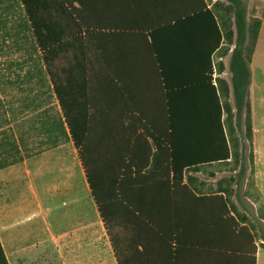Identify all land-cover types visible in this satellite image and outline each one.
I'll use <instances>...</instances> for the list:
<instances>
[{
    "label": "crops",
    "instance_id": "crops-1",
    "mask_svg": "<svg viewBox=\"0 0 264 264\" xmlns=\"http://www.w3.org/2000/svg\"><path fill=\"white\" fill-rule=\"evenodd\" d=\"M250 1L251 9L245 0L243 3L261 21L249 64L251 71L264 25V17L260 16L264 0ZM219 2L228 4L226 0H69L74 21L67 26L63 21V27L66 31L68 27L74 29L71 37L76 41L68 51H62L59 74L63 102L60 105L53 92L50 104H45L44 112L37 115L44 121V134L37 135L38 140L29 145L27 154H22L15 132L7 136L12 154L11 163L0 168V244L8 264H119L86 179L80 152L70 139L66 124L57 129V123L68 119L88 123L83 156L95 175L124 168L129 171L127 183L135 177L141 180L145 171L153 169L154 155L158 153L152 137L161 143L155 169L167 168L163 142L169 134L168 105L173 108L175 136H191L192 133L181 131V125L217 118L205 75L212 70L211 85L218 87L217 80L221 79L232 90L229 63L235 44L229 46L225 39L222 10L216 6ZM215 24L221 41L213 51L218 40ZM232 30L235 42V29ZM255 86L251 71L248 91L256 158L252 184L259 201L264 202V155L260 156L262 144L257 139L263 130L256 122ZM228 102L235 112L232 92ZM220 104H224L222 98ZM226 117L223 110V122ZM54 123L56 126L48 132L47 127ZM230 160L199 168H223ZM135 170L138 176L132 173ZM189 174L190 182L198 183L192 172ZM215 176H201L200 181L211 185ZM183 181L188 183L186 177ZM189 187L196 196L200 195L190 183ZM227 190L220 194L231 208ZM214 194L217 193L204 196ZM187 195L179 190L178 198L189 217L195 208L191 206L192 199L183 197ZM235 204L239 206L237 201ZM248 204L253 210L257 208L255 202L248 200ZM200 210L206 217L212 203ZM20 213L23 218L18 217ZM243 213L246 219H252L245 210ZM108 221L118 236V251L125 258L124 264H146L154 257L155 264H173L171 260L164 261V256L169 258L173 251V234L165 227L151 233L142 221L127 213H112ZM247 222L240 223L255 235ZM194 239L191 229L181 235L187 245ZM256 239L255 236L259 264V242L263 240ZM141 246L150 255L139 256ZM183 264H189V260Z\"/></svg>",
    "mask_w": 264,
    "mask_h": 264
},
{
    "label": "trees",
    "instance_id": "trees-1",
    "mask_svg": "<svg viewBox=\"0 0 264 264\" xmlns=\"http://www.w3.org/2000/svg\"><path fill=\"white\" fill-rule=\"evenodd\" d=\"M16 1L24 12V21L33 33L35 43L42 56L45 72L61 105L63 89H61L59 74L60 55L63 50L68 51L76 41L71 37L73 36L71 34H74V29L68 27L66 31L63 27V21L66 26L74 21V13L70 8L71 3L69 0ZM226 1L227 5L219 2L216 6L222 10V28L225 31L224 36L227 44L229 46L235 44L229 63V70L232 74V90L230 91L228 84L221 79L217 80L219 88L212 86V70L205 75L204 81L215 102L217 118L215 121L209 117L207 122H187L185 125H181V128H184L181 131L192 133L191 136H175L176 128L171 113L173 108L168 105L170 109L167 123L169 134L163 142L167 154V168L159 171L155 169V160L161 154V143L159 139L152 137L158 153L154 155L153 169L145 171L141 180L135 177L130 184L127 183L129 171L124 168L100 171L98 175H95L87 167L83 156L88 123L68 119L64 123L58 122L57 126L54 123L47 127V131L51 132L54 126L60 129L61 125L66 124L70 139L80 152L85 166L86 179L112 246L116 251L119 264H124L125 258H121L119 255L118 236L109 225L108 217L112 213L133 215L154 234L161 232L163 227L168 229L173 234L171 238L173 251L169 258L164 256L165 262L171 260L173 264H183L189 260V264H256L255 235L240 223L245 221L246 217L240 218L235 213L234 207H231L232 209L228 207V200L220 192L209 197L196 196L189 187L190 178L187 179L188 183L183 181L187 172H197L199 166L226 162L231 158L232 146L228 135V125L234 120L236 124L241 122V113L244 107L246 109V135L247 137L252 136V116L248 91L251 80L249 64L258 39L261 21L249 15L243 0ZM3 2L4 0H0V4ZM208 13L212 16L210 12ZM213 20H215L214 17ZM233 28L236 34L235 42L232 40ZM215 29L218 32V40L213 51L218 48L221 41V34L216 24ZM63 38L66 39L64 43ZM228 50L229 48L226 49L225 54ZM231 92L235 112L232 111V106L228 102ZM220 98L224 100L223 105L220 104ZM223 110L227 114L224 122L222 121ZM198 133H204V136H194ZM199 147H204V149L200 151ZM132 173L138 176L136 170ZM179 190L188 194L183 196L185 199H192L190 203L195 211L189 217L183 211V205L178 198ZM206 203H212V210L204 217L200 209ZM233 211L235 215H232ZM187 229H191L196 235V239L188 241V245L181 240V235ZM141 248L143 251L138 252L139 256L149 254L144 246ZM152 253L156 252L152 251ZM127 260L133 261L130 258ZM155 263V257L146 262V264ZM0 264H8L1 244Z\"/></svg>",
    "mask_w": 264,
    "mask_h": 264
},
{
    "label": "rangeland",
    "instance_id": "rangeland-1",
    "mask_svg": "<svg viewBox=\"0 0 264 264\" xmlns=\"http://www.w3.org/2000/svg\"><path fill=\"white\" fill-rule=\"evenodd\" d=\"M245 3L249 4L250 9L252 8L250 0H245ZM250 9L248 8L249 15L253 16ZM260 16L264 17V9L261 10ZM24 20V12L16 0H4L0 4V168L11 163L12 151L7 140L9 134L15 132L19 136L22 154H27L31 143L35 144L39 138L37 135L44 134V121L37 115L43 113L45 104H50L54 98L41 53L35 43L33 33ZM62 57L64 56L61 52L60 67ZM251 71L256 85L254 94V108L258 114L256 122L259 126L261 125V131L263 130L261 137H257L259 145L262 144L259 148L262 149L260 156L263 157L264 25ZM246 126V109L244 107L241 113V122L236 124L234 120L228 125V135L232 146L231 160L224 163L223 168L206 170L199 168L197 172H187L184 178L191 179L192 176L189 174L191 172L194 175V180L199 181L201 176L207 178L217 174L216 181L211 185H206L201 181L200 184L199 181L198 183L193 181L190 185L200 195L219 193L228 189L232 201L230 203L235 208V213L240 218L246 217V214L243 213L244 210L250 214L252 219H246L247 223L254 228L256 240H259V237L263 240L258 242L260 246L259 264H264V202L259 201L252 184L256 173L253 168L256 158L253 152V136L247 137ZM262 160L264 159L262 158ZM242 180L243 182H241ZM248 200L256 203L255 210L248 204ZM236 201L239 206L235 204ZM242 205H246L244 210L241 209ZM23 216L21 213L18 215L19 218H23Z\"/></svg>",
    "mask_w": 264,
    "mask_h": 264
}]
</instances>
